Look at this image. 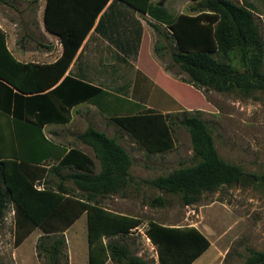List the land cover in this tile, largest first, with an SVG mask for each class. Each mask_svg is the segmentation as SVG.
<instances>
[{"label": "trees", "instance_id": "obj_1", "mask_svg": "<svg viewBox=\"0 0 264 264\" xmlns=\"http://www.w3.org/2000/svg\"><path fill=\"white\" fill-rule=\"evenodd\" d=\"M172 2L47 0L45 26L61 37L64 46L62 55L50 64L18 60L8 48L6 32L0 26V113L20 118L24 108L37 109L40 98L59 96V101L66 107V115L59 121L70 119L69 108L60 97L66 82L75 81L74 78L66 75L50 92L41 94L40 91L51 88L64 76L96 18L108 3L95 30L99 29L103 16L105 22L117 5L123 8V18L127 22L128 10L138 8L154 19L172 25L173 33H170L153 24L165 39L172 40L166 44L172 64L178 65L193 84L217 91L238 89L247 95L256 90L264 92V35L252 4H238L233 0H193L189 9L198 14L187 16L180 15L176 9L172 11V7L167 5ZM133 20L139 26L137 39L133 45L126 42L115 50L119 58L128 63L129 59L137 57L143 31L142 24L135 18ZM113 36L108 37L114 42ZM156 50L160 51L158 47ZM234 54L243 69L232 63ZM134 96H138L136 92ZM63 97L69 106L79 99ZM112 119L151 153L174 147L166 113L141 109ZM180 123L190 133L198 162L146 182L161 190L180 194L187 205L197 201L202 193L223 185L264 186V173L244 171L239 164L220 157L207 122L198 114L184 112ZM36 131L30 134V140H36ZM78 138L95 151L100 160L99 171L94 159L76 147H71L57 163L49 166L37 156L32 159L0 156V228L6 210L10 204L13 205L16 244L39 227L44 234L38 249L46 259L45 264H62L66 259L63 231L86 213L88 264H105L109 258L116 264H147L141 256L130 254L125 245L112 240L104 242L105 237L130 233L140 225V218L113 212L92 201V195L117 193L133 180L129 172L132 159L128 151L114 137L91 125ZM63 169L73 171L63 174ZM52 175L71 180L80 191L87 193V197L69 194L61 183L56 187L49 185ZM157 201L163 202L160 197ZM146 234L158 247L160 264H192L210 246L207 236L194 226H167L152 221ZM248 251L241 264H264V249L249 248Z\"/></svg>", "mask_w": 264, "mask_h": 264}, {"label": "rangeland", "instance_id": "obj_2", "mask_svg": "<svg viewBox=\"0 0 264 264\" xmlns=\"http://www.w3.org/2000/svg\"><path fill=\"white\" fill-rule=\"evenodd\" d=\"M233 1L253 5L264 35V0ZM182 2L185 1L173 0L171 10L181 8ZM41 23L42 9L39 2L0 0V25L6 30L9 46L13 47L16 42L19 47H26L36 42L40 39L38 28ZM157 35L156 45L172 42L170 38ZM166 54L162 56L163 60L167 64L172 63L168 50ZM232 63L243 69L235 54ZM172 69L181 73L179 80L182 85L176 88L181 101H176L164 92H153L149 98L147 95L151 107L144 111L164 109L167 112L174 139L173 148L151 153L125 130L123 134H118L112 128H106L108 135L128 151L132 159L129 172L133 180L117 193L92 195V201L113 212L140 218L141 223L128 234L105 237L104 242L117 241L125 245L130 254L144 258L147 264H160L158 247L146 234L150 222L167 226H194L207 236L210 246L192 264H241L248 255L249 248L264 249V186L223 185L214 191L202 193L197 201L187 205L180 194L161 190L145 180L198 162L194 156L190 133L180 123L184 112L198 114L207 122L220 157L239 164L244 171L264 173V92L256 90L247 95L238 89H206L193 84L178 65H173ZM262 69L264 71V64ZM0 116V156L36 157L23 153L26 147L23 144V133L16 132L20 129L14 130L11 124L4 122L3 117L7 115L0 113ZM111 123L114 128L122 130L115 122ZM74 145L86 149L99 171L100 160L93 148L84 145L78 135ZM55 162L56 160H51L48 164ZM71 171L63 169L61 172L65 174ZM58 183L69 194L87 197V193L80 191L71 180L52 175L49 185L56 187ZM39 185L42 186L41 183ZM159 197L163 202L157 201ZM43 234L42 229L37 227L20 244H16L14 210L10 204L0 228V264H45L46 259L38 249ZM63 235L66 259L62 264H88L86 213L63 231ZM105 264L116 263L109 258Z\"/></svg>", "mask_w": 264, "mask_h": 264}, {"label": "crops", "instance_id": "obj_3", "mask_svg": "<svg viewBox=\"0 0 264 264\" xmlns=\"http://www.w3.org/2000/svg\"><path fill=\"white\" fill-rule=\"evenodd\" d=\"M34 1L39 2L42 9V23L38 28L40 39L26 47H19L16 42L13 47L9 46L8 42L7 45L12 54L24 63L50 64L62 55L64 46L61 37L45 26L44 10L47 0ZM192 2L193 0H186L181 8L175 9L180 15L195 16L198 12L188 10ZM108 4L96 18L94 26L87 33L64 76L51 88L40 91L41 94L50 92L66 75L74 78L75 81L66 82L65 88L61 90L63 95L60 97L69 108L70 119L67 122L59 121L66 115V107L59 101V96L40 98L37 109L24 108L20 118L12 115L3 117L5 123L11 124L14 130L20 129L23 133V144L26 146L23 153L43 158L42 162L47 166L51 165L48 164L51 160H56L57 163L71 147L79 148L88 154L84 147H78L74 142L76 136L89 125L107 134L106 128L123 134V129L113 127L112 118L151 107L148 98L153 92H164L176 101H181L176 93V88L182 85L179 80L181 73L173 71V64H167L163 60L162 56L167 55V48L166 44L156 45L157 33L162 38L165 37L153 26L156 24L161 31L173 33L172 25L162 23L138 8L128 10L127 22L123 18V8L117 5L111 10L105 22L103 16L99 29L95 30ZM133 18L142 24L143 31L137 57L134 60L129 59L128 63L119 58L115 50L126 42L133 45L137 39L139 26ZM3 30L6 32L4 28ZM113 35L114 42L108 37L114 38ZM156 47L160 51H157ZM134 92L138 96H134ZM65 95L69 100L76 97L79 99L69 106L63 97ZM159 111L167 113L164 109ZM35 130L38 137L32 141L30 134L32 135Z\"/></svg>", "mask_w": 264, "mask_h": 264}]
</instances>
